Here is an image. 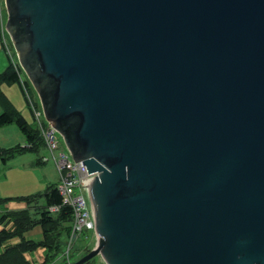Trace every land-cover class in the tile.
<instances>
[{"label": "water", "instance_id": "95a60500", "mask_svg": "<svg viewBox=\"0 0 264 264\" xmlns=\"http://www.w3.org/2000/svg\"><path fill=\"white\" fill-rule=\"evenodd\" d=\"M45 119L90 174L73 264H264V0H5Z\"/></svg>", "mask_w": 264, "mask_h": 264}, {"label": "trees", "instance_id": "16d2710c", "mask_svg": "<svg viewBox=\"0 0 264 264\" xmlns=\"http://www.w3.org/2000/svg\"><path fill=\"white\" fill-rule=\"evenodd\" d=\"M19 69L20 72L24 73L21 67ZM12 83H19L22 88L19 73L9 59V65L6 71L0 73V105L4 109L0 114V128L11 124L17 125L26 136L27 145L25 147L17 146L13 151L19 152L18 154L27 151L35 152L41 144L44 145V141L34 120L33 125H30L26 121V118L14 108L8 97L2 91V85ZM26 85L27 88L31 87L28 80ZM31 89L33 88L31 87ZM3 152L6 154V151ZM38 164H43V161L39 159ZM44 197L46 205L41 209L37 206L40 196L32 195L16 199L0 197V223L5 225L7 221L12 220L14 224L13 230H7L6 228L0 230V264H36L31 263L25 257V254L33 253L40 247L46 248L47 258L43 264L54 263L58 255L62 254L66 244L64 239H67L71 229L72 210L69 207H63L59 212L49 210L51 206L61 205L62 202L57 185L51 186L44 194ZM13 200L25 202L28 207L21 211L9 212L5 207L7 203ZM33 206L35 210L32 213L31 208ZM37 226L43 229L44 239L42 241L25 239L24 234ZM18 237L21 238L20 243L15 245L8 244L12 239ZM88 252L89 250H87Z\"/></svg>", "mask_w": 264, "mask_h": 264}, {"label": "rangeland", "instance_id": "374dc122", "mask_svg": "<svg viewBox=\"0 0 264 264\" xmlns=\"http://www.w3.org/2000/svg\"><path fill=\"white\" fill-rule=\"evenodd\" d=\"M0 4L3 21L5 20L6 24L8 16L5 0H0ZM9 59L14 66L18 63L17 54L13 47L12 40L6 31L4 38L0 35V73L6 71L9 65ZM19 78L20 82H27L28 80L26 75L22 72L19 73ZM31 87H29L30 89L28 88L30 95H32L34 101L37 103L39 111L42 112L38 94L35 89L33 87V89H31ZM2 91L5 95L8 94L16 102L17 105L15 103L14 104L17 107L16 109L18 112L26 118V121L30 123V125H33L35 118L33 113H31L32 111L20 84L12 83L2 85ZM1 107L0 114L4 110L3 107L2 109ZM57 140L59 142V148L55 152L58 153L61 151L69 154V151L67 150L60 134H57ZM25 145H27L26 136L17 125L11 124L0 128V196L9 197L13 196L12 194H15L16 192L18 196H40L37 206L41 209L46 205L44 194L51 186L56 185L59 182V173L52 160V155L46 148L45 144H41L35 152L27 151L18 154L19 152L13 151L17 146L25 147ZM3 151H6V154H4ZM44 157H48L50 160L42 165H37V160H43ZM3 159L5 160L3 161ZM26 181L28 182V185L24 183ZM34 208V206L31 208L32 213L35 210ZM88 237L91 242L90 244L85 238H82L77 242V246L72 253L71 260L73 263L82 258V256L86 253L88 245L90 248L93 247L94 240H92V234H88ZM65 241L66 239H64V242ZM61 257L62 255L59 254L53 264H65ZM89 264L105 263L99 256L94 258Z\"/></svg>", "mask_w": 264, "mask_h": 264}, {"label": "built area", "instance_id": "2783aa9c", "mask_svg": "<svg viewBox=\"0 0 264 264\" xmlns=\"http://www.w3.org/2000/svg\"><path fill=\"white\" fill-rule=\"evenodd\" d=\"M0 26L1 34L4 38L5 27L3 24L2 9L0 4ZM9 52V50H8ZM10 54V53H9ZM15 69L20 73L19 64L17 63ZM24 94L28 101L29 107L35 118V122L43 138L46 148L52 155V160L55 163L58 173L59 182L57 184L58 192L61 196V205L51 206L49 208L52 212H59L63 207H69L72 210V224L70 233L67 236L65 248L62 252L63 261L65 264H72V253L77 246V242L82 238L89 241L88 234H92L94 245L92 248H96L98 245V236L96 232V220L89 207L85 196V183L84 180L98 174H90L87 167L82 162H77L73 159L72 155L66 152L55 151L59 148V142L57 140V134H59L50 123L44 117L39 107L28 91L26 82H21ZM48 157L43 158V162H48ZM86 249H90L89 245Z\"/></svg>", "mask_w": 264, "mask_h": 264}, {"label": "crops", "instance_id": "0c3cea01", "mask_svg": "<svg viewBox=\"0 0 264 264\" xmlns=\"http://www.w3.org/2000/svg\"><path fill=\"white\" fill-rule=\"evenodd\" d=\"M7 92V91H6ZM6 96L8 97V99L10 100V102L12 103V105L15 106L16 102L8 95L6 94ZM15 103V104H14ZM17 105V104H16ZM1 107V106H0ZM17 107L15 106V109ZM2 109V107H1ZM39 159L37 160V165H42V164H38ZM44 164V162H43ZM28 185V182H24ZM13 196H9V197H1V198H8V199H16V198H23V197H27V196H18L17 192L15 194H12ZM32 196V195H29ZM28 207V205L25 202H20V201H16L13 200L9 203L6 204V209H8L7 211L9 212H17V211H21L24 210ZM6 228L7 230L9 229H14V224L13 221H7L5 225L0 223V230ZM25 239L27 240H36V241H42L44 239V232L43 229L40 226H37L35 228H33L32 230L28 231L27 233L24 234ZM21 242V238H14L12 239L8 244H18ZM25 257L31 262V263H36V264H43L45 262V259L47 258L46 256V248L45 247H40L38 248L35 252L33 253H26Z\"/></svg>", "mask_w": 264, "mask_h": 264}]
</instances>
